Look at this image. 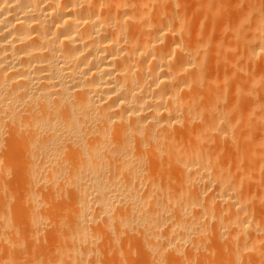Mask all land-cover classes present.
Masks as SVG:
<instances>
[{"label": "bare ground", "instance_id": "bare-ground-1", "mask_svg": "<svg viewBox=\"0 0 264 264\" xmlns=\"http://www.w3.org/2000/svg\"><path fill=\"white\" fill-rule=\"evenodd\" d=\"M0 264H264V0H0Z\"/></svg>", "mask_w": 264, "mask_h": 264}]
</instances>
